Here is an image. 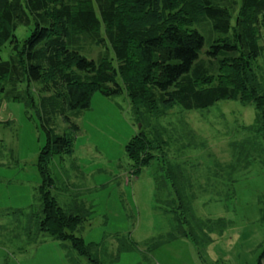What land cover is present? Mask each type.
I'll return each instance as SVG.
<instances>
[{
  "label": "trees",
  "instance_id": "1",
  "mask_svg": "<svg viewBox=\"0 0 264 264\" xmlns=\"http://www.w3.org/2000/svg\"><path fill=\"white\" fill-rule=\"evenodd\" d=\"M129 1L142 15L141 27H134L124 17L128 0H0V51L6 43L11 47L8 58L0 59V94L35 108L47 126L55 115L70 122L67 112L89 107L95 92L105 96L125 94L136 123H142L140 108L151 116L159 113V108L167 110L175 105L204 110L219 100H239L254 105L255 131L261 137L255 141H264V87L245 65L238 67L232 61L237 58L232 42L236 38L242 55L260 49L248 41L243 24L250 22L253 13L254 21L262 17L264 26V0H240L234 22L221 0H185L184 12L175 4L179 0ZM206 20L210 23L208 38L201 27L192 26H201ZM19 25L30 28L21 41L15 34ZM87 37L105 46L96 58L84 53L81 39ZM219 68L228 72L227 81L220 80ZM31 83H39L51 93L37 100ZM72 126L76 128L74 123ZM46 136L36 160L41 177L39 203L30 215L27 231L45 233L61 243L68 241L71 249L92 264H105L103 241L87 243L79 234L90 208L74 200L63 206L52 193L55 180L49 164L54 157L72 152L74 138L69 132L51 133L49 128ZM245 145L231 142L228 161L210 152L202 154L211 157V164L206 165L200 155L193 159L171 156L168 142L155 132L140 129L132 135L124 145L131 172L155 166V206L170 218L168 230L147 243L148 252L186 237L200 253L213 233L222 234L230 221L196 216L194 199L201 193L219 201L234 197L235 174L247 171L257 159L264 162L260 157L264 154L262 145ZM260 212L264 222V206ZM116 239L117 252L132 247L125 237ZM263 259L264 246L255 264H262Z\"/></svg>",
  "mask_w": 264,
  "mask_h": 264
},
{
  "label": "rangeland",
  "instance_id": "2",
  "mask_svg": "<svg viewBox=\"0 0 264 264\" xmlns=\"http://www.w3.org/2000/svg\"><path fill=\"white\" fill-rule=\"evenodd\" d=\"M234 1L221 0L233 15L232 22L240 5V0ZM126 4L124 17L134 27H141V13L131 7V1ZM175 4L184 12L185 0ZM253 17V13L251 18L249 15L250 22L243 26L248 41L260 49L254 54L242 55L239 40L233 37L237 58L232 61L238 67L245 65L253 79L264 87V26L262 17L258 21ZM196 24L192 26L199 30L201 27L200 31L208 38L210 23ZM29 32L30 28L24 25L15 30L19 41ZM100 32H104L103 28ZM81 43L90 58H96L105 49L90 37L82 38ZM10 50V44L6 43L0 59H7ZM203 57L207 60L204 54ZM226 62L231 61L226 59ZM222 70L220 80L227 81L228 72ZM41 86L30 85L37 100L51 93ZM157 110L159 113L147 116V111L140 108L142 123H136L133 107L125 94L105 96L95 92L89 107L67 112L70 122L55 115L47 126L35 108L4 99L0 94V264H92L71 249L68 241L61 243L45 233L27 231L30 215L39 203L37 188L41 177L36 160L45 144L47 128L54 134L69 132L74 138L72 152L54 157L49 164L55 180L52 193L63 206L74 200L90 208L91 213L79 234L87 243L103 241L105 264H255L264 246L260 212L264 206V162L261 159L252 162L247 171L235 174L234 197L219 201L201 193L194 199L196 216L224 217L230 221L222 234L211 235V241L202 245L200 253L185 237L148 252L147 243L168 230L170 218L155 206V166H144L139 173H132L124 150L126 142L140 129L165 139L171 156L193 159L200 155L206 165L212 162L211 157L202 155L207 152L221 161L230 160L231 142L245 143V147L251 143L257 148L262 145L264 150V141H255L261 137L255 131L254 105L224 99L204 110H185L179 105ZM72 122L76 128L70 127ZM184 144L186 148H182ZM260 157L264 159V154ZM116 237H125L132 247L117 252ZM261 262L264 264V259Z\"/></svg>",
  "mask_w": 264,
  "mask_h": 264
},
{
  "label": "crops",
  "instance_id": "3",
  "mask_svg": "<svg viewBox=\"0 0 264 264\" xmlns=\"http://www.w3.org/2000/svg\"><path fill=\"white\" fill-rule=\"evenodd\" d=\"M181 238H183V237H181ZM181 238H179V239H181ZM186 238V237H185Z\"/></svg>",
  "mask_w": 264,
  "mask_h": 264
}]
</instances>
